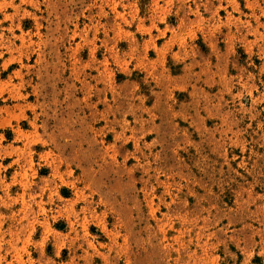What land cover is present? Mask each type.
Wrapping results in <instances>:
<instances>
[{"label": "rangeland", "instance_id": "374dc122", "mask_svg": "<svg viewBox=\"0 0 264 264\" xmlns=\"http://www.w3.org/2000/svg\"><path fill=\"white\" fill-rule=\"evenodd\" d=\"M0 264H264V0H0Z\"/></svg>", "mask_w": 264, "mask_h": 264}]
</instances>
